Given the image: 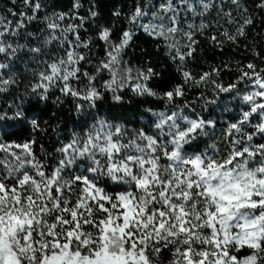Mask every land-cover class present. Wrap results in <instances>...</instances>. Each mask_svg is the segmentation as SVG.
Listing matches in <instances>:
<instances>
[{"label": "snow or ice", "instance_id": "1", "mask_svg": "<svg viewBox=\"0 0 264 264\" xmlns=\"http://www.w3.org/2000/svg\"><path fill=\"white\" fill-rule=\"evenodd\" d=\"M11 4L0 14V264H264V0H231L227 10L223 0H126L103 21L91 0L86 15L81 0L67 11L47 0ZM198 37L221 49L244 41L251 58L235 62V82L219 81L231 59L188 68L201 55ZM23 56L37 63L28 82L15 70ZM159 58L182 83L165 77ZM201 84L238 101L234 114L224 106L223 150L219 121L176 104ZM54 90L86 119L37 154L35 133L48 121L31 105L46 107ZM128 92L164 109L142 108L136 127L98 111L109 94L111 107L131 105Z\"/></svg>", "mask_w": 264, "mask_h": 264}, {"label": "trees", "instance_id": "2", "mask_svg": "<svg viewBox=\"0 0 264 264\" xmlns=\"http://www.w3.org/2000/svg\"><path fill=\"white\" fill-rule=\"evenodd\" d=\"M220 3V0H215ZM72 0H47V3L52 4L55 3L56 10H63L67 11L68 8L71 7ZM92 3L99 4V11L102 14V21L111 19V11L113 6L116 7H123L125 6L126 0H91ZM130 2V0H129ZM225 10H227L228 6L231 5V0H223ZM249 6H251V0H248ZM22 4V0H17L16 7L19 8ZM82 7L79 10L80 15H86L87 9L90 6V0H81ZM8 8H12L11 0H0V14H5V10ZM43 15V13L41 14ZM213 19L215 20V10L212 13ZM12 17L9 16L8 19ZM71 21H65V23H70ZM116 24L118 27L123 26V17L116 20ZM197 24L199 21L197 20ZM39 27H44L43 24H40ZM86 27H91V25H86ZM36 29V25L33 24L29 31H34ZM256 31L260 30L259 22L256 25ZM91 32H85L82 30L81 35L83 37H87L91 35ZM71 38V37H70ZM253 35L250 34L249 39H252ZM201 40L200 51L201 55L199 58L194 61L190 62L188 68L193 72V74H198L202 71H208L211 66H220L222 61H226L231 59L232 61V71L223 70L221 72V76L219 77V81L227 85L229 82H235L238 73L235 71L236 69V61L247 62L248 59L251 57L244 51L243 44L244 41H240V47H236L235 45L226 44L222 49L214 47L210 41L206 40L204 37H198ZM23 42V41H21ZM136 45H140V48L136 49L135 58L133 59V63L136 62V58L139 57V53L143 50L145 45L143 44V37L136 41ZM260 46L264 48V40L260 41ZM135 47V45H134ZM129 52H132V49H129ZM161 60V66L166 68L167 71L165 72V77L167 78L169 75L173 76L174 79L172 80L173 84L182 83V79L180 77V73L176 71V66L172 65L169 61ZM37 67V63L33 61L29 56H23L22 60L17 61V68L15 69L21 75L20 78L28 82L31 79V71L33 68ZM39 67H43V65H39ZM160 70L159 68L157 69ZM107 78V75H105ZM74 86H75V82ZM171 87V85H169ZM166 90V89H165ZM159 91V89H157ZM19 92H23V85H21ZM13 94H17L16 90L13 89ZM203 94V99H198ZM60 97V103L56 102V98ZM10 99L11 97H7ZM5 97L0 96V102H3ZM133 99V94L128 92L125 96V100ZM217 100L216 105H208L207 110H205V101L207 100ZM142 98H134L133 103L131 105L125 104L123 107H111V99L110 94L106 97L105 102L98 105V111L101 114L105 112H110L113 115H120L125 120H133L137 121V124H129V127H136L139 124L144 123L146 118H142V108L152 106L155 108L156 111H160L164 109V105L160 101H156L154 98H150L148 104L139 103ZM185 100H187L191 104L190 109H185V115H189L191 109H195L196 113L203 115L205 118L211 116L215 118L217 121L220 122L221 130L216 133L217 139L220 141L219 147L221 150L224 149L223 143V127L224 121L230 119V115L228 112L224 111V106L227 105L230 111H233L235 105L238 101L232 100L229 96L224 93H217L214 91V85L207 84L200 86H192L188 85L185 88V96L183 98H177L176 104L183 105ZM32 108H36L41 115L42 121H48L47 124L41 123L42 128L47 129V133L37 131L35 133L37 137V143L34 147V151L37 154L40 153V145L43 144L45 148L51 152L52 148L57 146V138L59 140H65L66 135L69 131L72 130V126L74 123L81 122L86 119V115H78L75 112L74 108V101L71 97H64L61 96L58 90L52 91L50 94L49 100L47 101V106L44 107L43 105H37L33 103L31 105ZM31 133L30 126L22 129L18 136H14L13 139H17L18 141H23L26 139ZM211 143V141H208ZM204 146V142H201V147ZM3 157V154L0 153V158Z\"/></svg>", "mask_w": 264, "mask_h": 264}, {"label": "rangeland", "instance_id": "3", "mask_svg": "<svg viewBox=\"0 0 264 264\" xmlns=\"http://www.w3.org/2000/svg\"><path fill=\"white\" fill-rule=\"evenodd\" d=\"M215 2H216V4H217V5H219V4H220V3H219V2H217V1H215Z\"/></svg>", "mask_w": 264, "mask_h": 264}]
</instances>
